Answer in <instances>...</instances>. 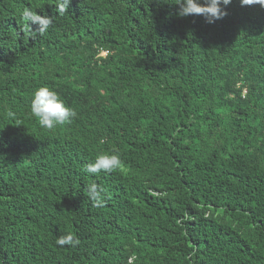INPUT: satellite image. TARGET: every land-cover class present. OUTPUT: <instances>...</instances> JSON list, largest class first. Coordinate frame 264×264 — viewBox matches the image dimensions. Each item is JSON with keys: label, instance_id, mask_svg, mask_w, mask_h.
<instances>
[{"label": "trees", "instance_id": "obj_1", "mask_svg": "<svg viewBox=\"0 0 264 264\" xmlns=\"http://www.w3.org/2000/svg\"><path fill=\"white\" fill-rule=\"evenodd\" d=\"M25 6L54 17L44 36ZM225 10L0 0V264H264V7ZM41 86L77 118L41 127ZM113 150L121 170L85 171Z\"/></svg>", "mask_w": 264, "mask_h": 264}, {"label": "clouds", "instance_id": "obj_2", "mask_svg": "<svg viewBox=\"0 0 264 264\" xmlns=\"http://www.w3.org/2000/svg\"><path fill=\"white\" fill-rule=\"evenodd\" d=\"M72 0H56V11L59 15L68 12ZM232 3V0H177L179 5L178 15L180 17L203 16L208 23H215L228 15L225 10ZM261 5L264 7V0H241V6ZM223 6V7H222ZM20 19L24 26L35 38L37 34L44 36L53 26L54 17L41 16L37 11L25 6ZM31 25H36V31L32 30ZM103 51V50H102ZM31 114L38 119L41 127L49 130L71 123L77 118L78 113L74 108L68 107L61 96L47 86H41L36 89L31 99ZM9 115H12L9 113ZM103 142V141H101ZM123 168V161L118 153L113 150L111 154H100L93 163L86 166L85 171L89 174L99 175L101 172L113 173ZM88 197L93 202V206L104 208L106 200L104 199V189L96 183L89 184L86 188ZM59 247L70 246L77 247L81 241L73 234L59 236L56 241ZM135 257H129L128 264H132Z\"/></svg>", "mask_w": 264, "mask_h": 264}]
</instances>
